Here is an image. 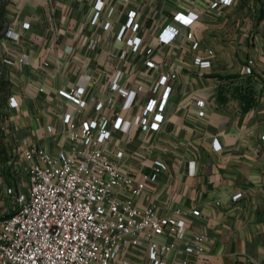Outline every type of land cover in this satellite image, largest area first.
<instances>
[{"label":"crops","instance_id":"0c3cea01","mask_svg":"<svg viewBox=\"0 0 264 264\" xmlns=\"http://www.w3.org/2000/svg\"><path fill=\"white\" fill-rule=\"evenodd\" d=\"M96 1L11 0L0 35V63L19 101L10 107L12 124L27 143L48 150L68 147L69 125L58 112L69 101L58 89L84 84L90 93L110 96L124 123L107 146L126 150L123 167L141 175L152 170L155 159L168 164L137 197L140 205H154L163 214L181 209L178 229L157 238L174 240L181 248L201 232L207 239L205 264H264V93L242 111L237 97L220 101L223 80L218 75L264 77V0H234L218 7L209 0H104L94 22ZM130 9L138 11L142 48L156 47L158 67L150 71L141 50L120 55L134 33L127 28L121 32ZM179 10L200 14L194 26L200 48H192L185 35L159 47L160 28ZM107 20L112 21L109 29L104 27ZM8 28L16 36L7 35ZM207 48L214 49L212 63L200 67L194 56L207 54ZM170 69L177 70L178 78L164 110L166 119L159 129H142L138 111L153 92V80ZM113 80L131 93L113 90ZM198 98L206 100L204 115ZM214 137L220 149L214 148ZM237 191L242 195L234 199ZM184 254L172 250L169 264ZM127 255L135 264H150L146 243Z\"/></svg>","mask_w":264,"mask_h":264},{"label":"built area","instance_id":"2783aa9c","mask_svg":"<svg viewBox=\"0 0 264 264\" xmlns=\"http://www.w3.org/2000/svg\"><path fill=\"white\" fill-rule=\"evenodd\" d=\"M209 1L211 7H218L234 0ZM103 5L104 0L96 1L92 21L98 20ZM199 16L193 10L177 11L158 32L159 47L185 35L192 48H200L201 40L194 29ZM30 24L29 20L24 23L25 27ZM111 25L112 21L107 20L104 27L109 29ZM140 26L137 9H130L121 32L127 28L134 33L127 36V47L120 55L124 58L129 51L141 50L150 71L158 67L156 47L142 48ZM7 33L16 36L12 28ZM206 52L194 56L200 67L212 63L214 49L207 48ZM175 78L177 70L170 69L153 80V92L136 116L142 129H159L166 119L164 110L175 89ZM144 86L139 83L138 88ZM111 87L126 96L131 93V88L118 80H113ZM58 93L69 101L58 112V118L69 125V146L48 150L32 142L22 147L27 183L19 179L17 185L7 188L12 199L9 208L0 214V264H135L127 254L143 243L147 244L150 264H169L174 249L185 253L175 257L176 264H205L208 256L204 233H194L181 248L174 240L157 238L178 229L181 209L163 214L154 205H140L137 197L168 164L155 159L152 170L141 175L123 167L126 150L111 151L107 146L124 123V115L114 107L113 99L90 93L84 84L61 87ZM9 100L11 106L19 104L15 94ZM197 105L199 114L204 115L206 100L198 98ZM52 127L48 123L47 128ZM213 146L221 148L218 137H214ZM241 195L242 191H237L233 198ZM193 213L199 214L200 210L193 209Z\"/></svg>","mask_w":264,"mask_h":264},{"label":"rangeland","instance_id":"374dc122","mask_svg":"<svg viewBox=\"0 0 264 264\" xmlns=\"http://www.w3.org/2000/svg\"><path fill=\"white\" fill-rule=\"evenodd\" d=\"M10 2L11 0H0V35L7 26L6 19ZM8 29L6 32H8ZM234 73L243 75L242 72ZM246 79V77L241 79L237 77L232 84L245 83ZM251 81L256 86L257 98H260L264 93L261 81L257 78ZM226 84L228 85L229 81ZM12 90V82L3 74L0 63V214L9 208L12 199L8 195L7 188L11 185H17L19 179L24 184L27 183L25 161L22 157L21 149L28 141L24 140V136H20L18 129L10 120L11 104L9 98Z\"/></svg>","mask_w":264,"mask_h":264},{"label":"trees","instance_id":"16d2710c","mask_svg":"<svg viewBox=\"0 0 264 264\" xmlns=\"http://www.w3.org/2000/svg\"><path fill=\"white\" fill-rule=\"evenodd\" d=\"M1 28V26H0ZM219 77L223 80L219 86V99L220 101L227 100L229 95L237 97L240 101H242V111L248 110L250 107L255 105L259 99L257 98V89L256 86L252 84L251 80L259 79L264 88V77L261 75H257L255 77L253 74L241 75L235 74L234 72H229L225 74H218ZM244 78L246 77L245 83H236L233 85L232 82L235 78ZM229 81L227 85L226 82ZM231 86V87H230Z\"/></svg>","mask_w":264,"mask_h":264}]
</instances>
